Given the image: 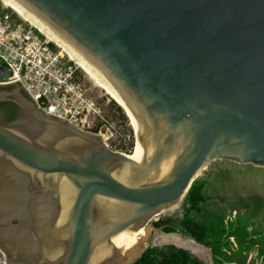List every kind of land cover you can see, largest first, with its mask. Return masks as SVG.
<instances>
[{
	"label": "water",
	"instance_id": "1",
	"mask_svg": "<svg viewBox=\"0 0 264 264\" xmlns=\"http://www.w3.org/2000/svg\"><path fill=\"white\" fill-rule=\"evenodd\" d=\"M16 1L128 103L141 125L143 160L44 114L20 89L1 84L10 73L0 66V102L20 112L0 125V168L9 169H0V191L10 188L21 214L42 199L48 229L61 213L59 181L75 191L60 239L16 255L0 242L6 264H88L116 234L183 202L210 162L264 168V0ZM19 224L16 216L3 223ZM29 226L28 238L41 242ZM144 252L112 249L101 264H133Z\"/></svg>",
	"mask_w": 264,
	"mask_h": 264
},
{
	"label": "built area",
	"instance_id": "2",
	"mask_svg": "<svg viewBox=\"0 0 264 264\" xmlns=\"http://www.w3.org/2000/svg\"><path fill=\"white\" fill-rule=\"evenodd\" d=\"M0 66L10 77L1 84H15L44 114L71 127L100 137L107 149L128 155L135 134L118 130L106 120L102 107L80 80L83 73L35 28L0 3ZM105 128L102 133V129ZM97 131V133H93ZM0 264H6L4 256Z\"/></svg>",
	"mask_w": 264,
	"mask_h": 264
},
{
	"label": "trees",
	"instance_id": "3",
	"mask_svg": "<svg viewBox=\"0 0 264 264\" xmlns=\"http://www.w3.org/2000/svg\"><path fill=\"white\" fill-rule=\"evenodd\" d=\"M13 12L20 17L15 11ZM89 79L95 84L93 79ZM3 107L7 113L4 114L0 125L8 124L19 117L20 112L16 105L9 102L0 103V108L4 110ZM136 142L135 135V147ZM217 176L226 179L221 172ZM213 181L219 182L217 178ZM210 185L212 182H208L207 179L197 178L182 202L181 216L159 220L153 224L154 228L166 234L178 232L197 245L208 249L212 264H246L247 258L252 253L255 257L248 264L257 262L264 264V198L235 197L229 202L230 210L219 209L207 203L214 195L206 188ZM243 208L246 211H242ZM232 211L235 212L234 217H228ZM257 218L259 219L256 220ZM133 264L203 263L187 250L174 246H154L147 248Z\"/></svg>",
	"mask_w": 264,
	"mask_h": 264
},
{
	"label": "bare ground",
	"instance_id": "4",
	"mask_svg": "<svg viewBox=\"0 0 264 264\" xmlns=\"http://www.w3.org/2000/svg\"><path fill=\"white\" fill-rule=\"evenodd\" d=\"M1 5L7 9L11 8L15 11L25 23L35 28L44 38L57 47L62 55L67 57L70 62L76 63L82 69H84L95 82L103 87L104 90L113 98L116 104L122 109L129 121L131 122L137 136L141 134V125L138 123L136 115L133 113L132 109L129 107L128 103L120 96L118 91L112 85V83L98 71L93 64L86 60L80 53H78L72 46L61 39L53 30H51L45 23H43L38 17L33 13L28 11L16 0H0ZM9 6V7H7ZM10 9V10H11ZM12 11V10H11ZM12 11V12H13ZM14 13V12H13ZM61 49V50H60ZM65 53V54H64ZM68 56H67V55ZM69 57V58H68ZM72 62V63H73ZM73 63V64H74ZM75 65V64H74ZM75 65L77 68L78 66ZM133 130V129H132ZM133 130V131H134ZM137 147L135 149V143L132 152L127 155V157L136 162L141 163L143 160V147L140 141L137 142ZM133 154V155H132ZM131 155V156H130ZM173 164V158L164 161L160 165V169L156 177L158 179L164 177ZM1 172H8V167L4 166ZM51 179L54 181L53 176ZM59 200L61 203V213L56 224V228L48 229L44 223H47L46 218L47 210L43 206L42 199L36 200V202L29 208H26L25 213L14 211V206L12 205L13 197L11 195L10 188H3L0 191V242L7 247L13 255L18 253H30L32 249H43L46 251L53 242H57V238L60 239L61 234L65 230L67 217L70 210V205L75 194L74 189L68 183L65 178H62L59 183ZM18 217L20 224L15 228H11L3 223L7 224L4 219L8 220L11 217ZM34 223L33 232L36 234L37 238L42 239L41 242L33 243L28 238L29 222ZM144 227L135 230L134 226H130L124 229L122 232L113 236L109 243L102 244L95 248L90 258L88 264H101L104 257L111 254V250H118L120 255H128L138 251L142 247V243L147 237V234L143 233L138 241H136L137 236L143 232ZM46 235L45 237H42ZM136 241V242H135ZM135 242V243H134ZM134 243V245H133ZM34 245V246H33ZM133 245V246H132ZM36 252V251H35Z\"/></svg>",
	"mask_w": 264,
	"mask_h": 264
},
{
	"label": "rangeland",
	"instance_id": "5",
	"mask_svg": "<svg viewBox=\"0 0 264 264\" xmlns=\"http://www.w3.org/2000/svg\"><path fill=\"white\" fill-rule=\"evenodd\" d=\"M9 7V6H7ZM13 10V9H12ZM61 50V49H60ZM73 62V61H72ZM74 63V62H73ZM77 65L76 63H74ZM78 66V65H77ZM78 69L83 73L80 75L84 87L88 91V94L102 107V112L110 125H113L118 130H126L129 125L132 128V124L122 111V109L116 105L113 98L104 90L103 87L95 82V84L89 79H93L84 69L78 66ZM97 85L99 87H97ZM12 90L20 89L19 86L12 84ZM10 91V90H6ZM20 91H22L20 89ZM23 92V91H22ZM128 126V127H127ZM133 129V128H132ZM105 128L101 131L104 132ZM97 133V131L93 132ZM136 135V132H135ZM137 139V136H136ZM138 142V141H137ZM136 142V147L137 143ZM135 143V142H134ZM135 147V150H136ZM129 155V154H128ZM223 173L226 179L218 177V173ZM198 178L207 179L208 182H212V185L206 187L212 197L207 202L211 206H217V208H226L230 210L231 206L229 202L235 197L246 198L249 196H257L264 198V168L255 167L252 165H238L228 161H212L204 170L198 175ZM217 178L219 182L213 180ZM242 211L245 208L241 209ZM246 211V210H245ZM182 213V202L172 208L163 209L159 214L150 219V221L144 226L143 232H141L136 241H138L143 233L147 234V237L142 243V250H146L149 247H165L174 246L176 248L189 251L194 257L199 259L203 264H212L211 255L208 249L201 247L194 243L187 237L182 236L180 233H163L160 229L154 228L153 224L159 220L167 218L180 217ZM235 212L232 211L228 217H234ZM257 218L256 220H258ZM135 241V242H136ZM134 242V243H135ZM133 243V245H134ZM132 245V246H133ZM255 254L252 253L246 260L248 264L254 259ZM256 264H261L257 262Z\"/></svg>",
	"mask_w": 264,
	"mask_h": 264
},
{
	"label": "flooded vegetation",
	"instance_id": "6",
	"mask_svg": "<svg viewBox=\"0 0 264 264\" xmlns=\"http://www.w3.org/2000/svg\"><path fill=\"white\" fill-rule=\"evenodd\" d=\"M5 90V89H4ZM6 90H11V88H8ZM0 103H8V102H0ZM10 103V102H9ZM4 108V107H3ZM7 113V110L4 108V110L2 108H0V123H2V120H3V116L4 114ZM1 219V218H0ZM5 222L7 221L6 219H4ZM31 230H29L30 232ZM3 256V255H2Z\"/></svg>",
	"mask_w": 264,
	"mask_h": 264
}]
</instances>
